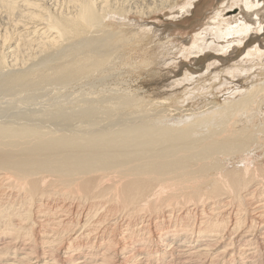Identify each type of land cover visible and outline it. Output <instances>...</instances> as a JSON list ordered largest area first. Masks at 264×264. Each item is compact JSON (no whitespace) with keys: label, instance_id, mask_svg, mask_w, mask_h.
Listing matches in <instances>:
<instances>
[{"label":"bare ground","instance_id":"obj_1","mask_svg":"<svg viewBox=\"0 0 264 264\" xmlns=\"http://www.w3.org/2000/svg\"><path fill=\"white\" fill-rule=\"evenodd\" d=\"M45 1L0 0V12L3 10V14L8 17L13 16V21L20 16L21 20H18L22 21L21 24L15 21L18 24L14 25L21 26L16 27V31H20L19 28L24 31L18 35L16 46L8 45L13 57L19 58V54L23 51V54L25 51L28 53L31 49L42 53L56 51L62 41L72 43L78 51L70 54L74 58L70 63L67 61L62 66L56 61L60 67L53 66L54 70L50 73L42 72L46 80L55 76L60 80L57 82L62 84V80L65 83L77 75L94 73L101 64L110 62L101 53L110 56L125 41L119 34L104 27L107 20L116 18L117 21H125L130 14L146 17L165 9L192 8L198 0H66L67 9L58 7L57 11L47 9ZM255 2L258 3L246 0V10L256 7ZM14 15L17 17L14 18ZM245 19L223 21V15H217L213 18V25L199 34L192 47L188 48L190 50L183 51L186 58L211 52L225 53L231 50L232 45H244L239 52L243 53L244 59L237 65L234 64L237 59H231L235 66L230 65V68L228 65L229 69L226 70L227 78H238L243 84L235 87L222 107L218 105L219 108L211 107L207 112H197V115L192 113L186 119L170 120L172 113L157 111L154 115L144 106V113L136 125L123 124L119 129L96 133H93L96 130L86 127L93 134H85L88 129L84 134H72L68 129L71 134L65 132L60 135L56 131L47 132L41 128L43 132L28 127L25 122L26 125H22L21 129L10 125L0 127V264H264V186H250L246 177L239 174L244 171L246 175L247 168H227L233 163L241 166L249 155L256 156L259 149H264V125L259 123V118L264 115V52L260 48L262 46L259 47L261 39L252 35L256 34L257 29ZM8 36L6 32L3 43H13ZM235 48L238 53V47ZM84 52H88L87 55L81 56ZM3 56L0 57L3 59ZM4 60L6 62V58ZM15 63L19 65L18 61ZM45 63L47 66L48 62ZM207 71L208 75L213 74L208 68ZM0 72L6 73L7 70ZM205 72L206 82L208 75ZM21 74L14 76L13 85H23L35 75ZM200 75V78H204L203 74ZM214 75L216 83L220 74L216 71ZM184 82L194 86L197 80L193 74V78ZM211 89L205 87L201 92L197 91L198 96L211 98ZM191 92L188 97L193 95ZM124 99L119 107L117 103L116 108L112 107L118 116L124 111L139 112L143 100ZM193 99L197 101V97ZM94 109L93 114L97 113L94 112L96 107ZM87 112L93 116L88 110L84 111L86 115L78 113L77 117L80 115L85 119L89 115ZM93 117L89 118L91 128H95V124L100 121H97L98 117L95 116L96 120ZM203 178H209L210 183H217L214 187L210 184L213 189L208 193L199 192L201 189L197 188L186 194L189 196L183 192L179 197L170 192L162 202L153 200L161 189L165 191L170 189L168 187H184L190 181L195 183ZM224 182L225 187H222ZM54 188L59 190L54 191ZM205 195L206 199L207 196L215 198L201 204L200 198ZM222 195L227 198L220 199ZM110 198L115 201L111 209L103 202ZM189 199L192 203H198L190 206L186 202ZM188 245L191 247L184 253L182 250ZM205 256H212L214 260L201 261Z\"/></svg>","mask_w":264,"mask_h":264},{"label":"rangeland","instance_id":"obj_2","mask_svg":"<svg viewBox=\"0 0 264 264\" xmlns=\"http://www.w3.org/2000/svg\"><path fill=\"white\" fill-rule=\"evenodd\" d=\"M185 1L188 2L189 0H185ZM254 1H258V3L255 2V3H257V4H255L256 7L257 6L258 7L257 8L254 7L252 10H249V9L246 10V7H247L245 4L246 0L244 2H243V0H239V1L238 0H198L194 3L195 6H193L192 8H186V9H181V10H179V9H174V10L165 9L162 11H156V13L153 16H146V17L138 15L137 13L136 14H130L129 18H127L128 21L126 19H125V21H120V20L117 21V20H115L116 18L109 19V20H107V22H105L106 25L104 24V27L114 34H119L121 37H123L125 39V41H122L123 43L119 44L118 48L113 51V53L110 55L111 57L106 55L107 53L103 54V55L101 53V56L107 58V61L110 60V62H107V64L106 63L101 64V67L98 68V70H95L94 73L92 72V74H91V72L86 73L87 75L85 73L80 74V76L79 75L75 76L76 78L72 77L73 79L71 78L68 81L66 80L65 83L62 80L61 81L62 84L60 82H57L60 80L57 79L54 75H52V76H54L52 78L53 79L55 78L54 79L55 81L52 80V78L46 80L45 78H43L42 72L43 73H46V72L50 73V71L54 70L53 66L60 67L62 65V63H65V64H67L68 62L70 63L71 59H74L73 57H70L72 55L71 53H73L77 49H75V47L72 46L71 42L64 41V43H63V41H62L59 44L60 45L59 49H61V50L58 49L56 51H46L43 53L38 51L40 53L39 54L37 52V50L31 49L30 50L31 56H29L30 51L28 50V53H27V51H25L28 55L26 53L23 54V52H24L23 51L21 54H19L21 57H19V58H18V56L13 57V55H11V53L9 52V51H11L10 50L11 48L9 46L15 47L16 42H18V37H19L18 35H22L20 33L24 32V31H22L23 29L21 30V28H19L21 32L18 29L16 31L17 26H14V25L18 24L15 21L19 22V24H21L22 21H20L21 20V18L19 16L20 14L19 15L15 14V15L19 16V18H16L13 21V20H11L13 16L8 17L7 14H3L5 12H2L3 11L2 10L0 12V26H1V28H0V30H1V32H0V35H1L0 36V38H1L0 39V44H1L0 45V53H2V54H0V56L2 57L5 54L7 56L6 55L3 56L4 57L3 59L0 57V61H1L0 64H2L0 66V70L3 72L7 70V72L6 73L0 72V74H1L0 75V89L2 86V89H1L2 91L0 90L1 91L0 92V127H5L6 125H8V126L10 125V127L13 126L15 129H19V128L21 129V127H23L27 124L28 127H31L33 129H39L40 130L42 128L44 131H47V132L56 131L57 133H59V134L61 133L62 135L66 134V133L71 134V132H72V134H73V132H74V134L79 133V132L84 134L87 131L86 129H88L86 127H90V129L92 131L96 130L95 132L93 131V133H96L100 130H102L104 132V131H110L111 129L112 130L119 129L121 126H124L123 124H125L127 126H128V124L131 126L136 125L138 123L139 117L141 119V117H142L141 114L144 113V110H145L144 106L148 107V109H150V113H152L154 115H155V113H158V112L161 113L164 111L168 114L172 113L170 116V120L174 119V118L177 120L180 118L186 119V118H189V115L192 116V115H197L200 112L201 113L207 112L209 110V108H211V107H212V109L222 107L224 105L225 100L230 97L231 92L234 89H236L235 87H239L241 84H243V83H241V81L238 80V78H237V80H236V78H233V79L230 78V76L227 78L228 74L226 76V73H227L226 70L229 69L230 65L235 66L240 61H242V59H244V58H242L243 53H241V54L239 53L241 50H243L244 45H241V46L240 45H236V46L232 45L234 48L236 47L235 49H237V47H238V49H237L238 53L236 50H234L233 47H231L230 49L233 52L231 50H227V52L225 51V53H215L214 54L211 52V54L205 53L203 55L202 54L195 55V56L189 55L185 58L183 51H185V49L187 50L188 48H191L192 44L195 42V40L198 39L201 34H203L202 32L207 30L209 28V26L213 25V18H215L217 15L221 14V15H223V21H232V20L233 21H235V20L239 21V20L245 19V17H246L245 20H247L250 24L251 23L254 24V27H255V29H257V32H256V34L254 33L252 35H254V36L257 35V37H259L261 39L260 40L258 38L260 40V41L258 40L259 41V47L262 46L260 48H261V50H263L262 52H264V48H263V46H264V43H263L264 42V29H262V28H264L263 27L264 26V0H254ZM45 2H46V3H44L45 6L48 7L47 9H50L51 11H54V10L57 11V9H59L58 7H60V9H62V8L67 9L66 0H60V2H59V0H55V1L46 0ZM56 3H57V6H56ZM51 4H52V6H51ZM58 4H59V6H58ZM49 5L51 6V8L49 7ZM180 5H182V4L180 3ZM242 9H244V10H242ZM254 12H255V14H254ZM17 13H19V12H17ZM65 13H70V12L66 11ZM243 13L245 14V16H243ZM6 15L9 18V20L6 17ZM15 15H14V18L17 17ZM240 15H242V16H240ZM2 19H3V21L4 20L5 21L3 22ZM18 19H20V20H18ZM9 21L11 24L9 23ZM22 25H23V23H22ZM260 26H262V27H260ZM18 27H21V26H18ZM32 27H30V28H32ZM6 30H8V31H6ZM12 31H14V32H12ZM141 31H143V33ZM6 32H7V35L9 34V36H10V37L8 36V38H10L13 41V43H10V44H7L6 42L3 43V41L5 40ZM206 36H209V34H206ZM10 39H8V41H11ZM68 43H71V44H68ZM5 44H7V46ZM65 44L67 47L65 46ZM261 44H263V45H261ZM72 47H73V50H72ZM68 48H69V50H67ZM70 48H71V50H70ZM6 50H7V52H6ZM62 50H63V52H62ZM189 50L190 49H188V51ZM58 51L59 52L61 51V52L59 53ZM92 51L93 50H90L89 52H92ZM86 53H88V52H86ZM86 53L85 52H84V54L82 53L83 55H81V56L87 55ZM178 53H182V54L179 55ZM66 54L69 56L70 59L67 57ZM226 54H227V56H226ZM31 57H32V59H31ZM209 57H210V60H208ZM211 57L212 58L214 57V58L212 59ZM5 58H6V62L4 60ZM24 58L25 59L28 58V59L25 60ZM40 58H41V60H40ZM222 59L223 60L226 59V60L223 61ZM231 59L233 61L235 59H237V60H235L236 62L234 61L235 65L233 64ZM46 60H48V61H46ZM53 60H55V61H53ZM16 61H18V64H19V65H17V63H15L17 66L14 64V62H16ZM21 61H22V63L24 62L23 63L24 65L21 63ZM45 62H48L47 66L45 65L46 64ZM55 62L58 64L61 63V65L58 66V64H56ZM3 63H5V65ZM6 64H8V66ZM10 64H11V66L14 64L15 66L14 65L13 66L16 69H14L12 66V69H14V70H12L11 66H9ZM65 64H63V65H65ZM44 65H45V67H44ZM102 65H104V66H102ZM224 65H226V68ZM2 66L4 68H1ZM23 66H24V68H23ZM17 67H18V69H17ZM34 67H36V68H34ZM48 67H50V68H48ZM57 67H55V68H57ZM231 67L232 66H230V68ZM45 68H46V70H45ZM207 68L210 72L212 71L213 74L208 75L209 72L207 71ZM221 68H224V69H221ZM27 69H28V71H27ZM40 70H42V71H40ZM25 71H27V72H25ZM216 71H217V73L220 74V79L217 80L216 83H214L215 80H213V79H214V76H215L214 74L216 73ZM204 72H205V74L208 75V77H207L208 80L206 82H205L206 77L204 75ZM21 73L24 75L27 73L25 76H28V74H29V76H30V74L31 75L35 74V75L32 79H28V81H26L23 84L24 87H23V85H18V86L13 85L15 83L14 82L15 79H13V78L20 76ZM52 73L53 72H51V74ZM224 73H225V75H224ZM22 74H21V76H23ZM37 74L39 77H37ZM193 74H194V77H196L197 86H196V84H193L194 86H192V84H187L184 82L186 79L193 78ZM200 74H203L205 79L200 78L199 77V76H201ZM82 75L84 76V78ZM14 76H16V77H14ZM40 77L42 78V80H40ZM77 77H78V79H77ZM34 78H36V79H34ZM74 78L76 79V81ZM8 80L11 82H9ZM36 80L37 81L39 80V81L37 82ZM34 81H35V83H34ZM48 81L50 82V84H53V85H50L48 83ZM51 81H53V82L51 83ZM12 82H13V84H12ZM28 82L30 84L33 83V84H31L32 86H30L31 89H30V87H28L30 85ZM43 83H44V85H43ZM58 83H59V85H58ZM199 83H201V84H199ZM211 83H213V85ZM4 85H5V89H3ZM48 85H50V86H48ZM55 85H57V86H55ZM171 85H172V87H171ZM206 85H208L210 87V89L213 87L211 89V91H212V95L210 96L211 98H209V96L200 98L198 96V93L202 91L201 89H203L205 87L209 88ZM237 85H239V86H237ZM9 86H10V88H9ZM14 86L17 88H15ZM41 86H43V87H41ZM201 86H202V88H201ZM187 87H188V89H187ZM193 87H195V88H193ZM198 87H199V89L200 88L201 89L199 90ZM14 88L17 89V91ZM18 88H20V89H18ZM190 88H192V89L190 90ZM21 90H24V91H21ZM163 91L164 92L166 91V92L164 93ZM171 91L174 92L176 95L174 93H172ZM197 91H199V92H197ZM13 92H16V93H13ZM26 92H27V94H26ZM180 92L184 93V95L181 94ZM190 92L193 95L188 97L190 95V94L188 95V93H190ZM204 92H206V90H204ZM22 93H23V95H22ZM194 93L197 94V96ZM177 94H178V96H177ZM13 95H15V96H13ZM163 95H164V97H163ZM173 95H175V96H173ZM194 96L197 97V101L194 100L195 98L193 99ZM173 97L175 98V100ZM190 98H191V100H190ZM123 99L124 100L129 99V100H134V101L137 99L143 100V104H142L143 108L139 107V110H138L139 112H137L139 114L132 113V111L131 112L130 111H124V112H121V115H119L120 116L119 117L116 114V112H114L116 109H113L112 107L116 108L117 105H118L117 107H119L120 102H122ZM114 100L117 102H115ZM188 100H190V101H188ZM118 101H119V103H118ZM115 103H117V105H115ZM106 105H107V107H106ZM151 105L153 107H151ZM218 105H219V107H218ZM99 106L100 107L104 106L106 109L105 108L100 109ZM95 107H96V111H94V112H97L95 114H98L99 116L93 114V112H92V109L95 110L94 109ZM97 109L98 110L100 109V110L97 111ZM177 109L179 111H177ZM88 110L92 112L93 116L95 115L96 117L100 118V119L97 118V121L100 120L99 123H97L98 126L96 124H95V126L93 125L95 128H91L92 124H90V120H89V118L91 119V117H93L91 115V113L87 112V113H89V115H87L88 118H86L87 116L84 117L85 119H87V122L85 119H83V117H81L83 115H86V114H84V111H88ZM181 110H182V112H181ZM106 112H109V113H106ZM197 112H199V113H197ZM64 113H67V114L65 115ZM78 113L79 114L82 113L81 116L79 115L77 117ZM175 113H177L178 115ZM42 114H44V115L42 116ZM56 114H58V116ZM102 114H103L104 118L102 117ZM114 114H116V115L114 116ZM147 114H149V113H147ZM185 114H187V115H185ZM46 115L48 117H46ZM38 117H40V118H38ZM43 117H45V119ZM76 117L78 120L76 119ZM96 117L94 118V120H96ZM132 117L134 118V120ZM46 118H48L49 124L51 123L53 125L52 127H50L51 124L50 125L47 124L48 120ZM70 118H72V119H70ZM81 118H82V120H81ZM110 118H111V120H110ZM50 119H51V121H50ZM114 119H117V120H114ZM259 119H260L259 123L260 124L263 123L261 125H264V120H262V119H264V115H262ZM74 120H77V121H74ZM88 120H89V122H88ZM61 121L64 123H62ZM44 123H45V125H43ZM112 123L114 125H112ZM77 125L80 127H78ZM43 126L45 129L43 128ZM110 126H112V128ZM109 127H110V129H109ZM46 128H48V129H46ZM55 128H57V129H55ZM72 128H74L75 130L73 131ZM42 129L40 131H43ZM68 129H70V131H71L70 133H69ZM81 129L83 132L81 131ZM90 129H88L89 131H87L85 134L92 133V131ZM263 150L264 149H259V153L256 156L255 155L254 156L249 155L250 157L248 156L247 160L241 166L240 165L237 166L235 163H233V164H229L227 166V168L229 170L238 169V167L240 170H245V168H247L246 169L247 170L246 171L247 176L245 175V173L243 174L244 171H241L239 173L240 175L246 177V179H245V177L243 179L247 180V182H249L250 186H252V187L264 186V179H261V177L264 175V170L262 168V167H264V155H263L264 151ZM257 158H259V159H257ZM241 167H243V168L241 169ZM260 168H262V169H260ZM257 172L263 173V175L257 174ZM253 176L255 177L254 179H253ZM256 176H257V178H256ZM251 180H254V182H252ZM255 180L256 181L258 180L257 183L259 182L260 184H257ZM203 182L204 183L208 182V184L204 185ZM188 183L189 184L191 183V184L189 185ZM188 183L185 184L186 186L184 185V187H182L183 185L173 187V189H171L172 187H168L170 189H166L165 191L164 190L162 191V189H161L160 192H158L156 194V196L154 197L153 200L154 201L158 200L159 202H162L163 199L167 198V196H165V195H168L170 192H174L175 195H178V196L184 192L183 194H185V196H189L186 194L194 192L195 189H197V188L201 189L199 192L202 191L205 194V193L210 192V190L213 189V187H214L213 185L217 184V183H210L209 178H203L202 180L200 179V180L196 181L195 183L194 182L192 183V181H190ZM253 183H255V184H253ZM201 184H202V186H201ZM225 184L226 183L224 182L222 187H225ZM189 186H191V187H189ZM186 187H188V188H186ZM192 187H193V189H192ZM57 189L54 188V191H57ZM179 189L182 191H180ZM190 189H191V191H190ZM161 196L163 198H161ZM203 197H204V199H203ZM207 198L208 199H206V195L202 196L200 198V200H201L200 203L204 204V203L211 202V200H213L215 197L207 196ZM226 198L227 197L224 195L220 196V199H226ZM105 201L110 203V204L108 205V203H106ZM229 201H231V200L229 199ZM103 202H104L105 206L107 205V207L108 208L110 207V209L114 208V206H115V205H112V203H115V201L112 200L111 198L109 199V201H108V199H106V200H103ZM186 202H189L188 205H190V206L198 203L197 201H193V203H192V200L190 201V199L186 200ZM188 247L190 248L191 246H189V245L186 246L185 248H183L182 251L184 253L185 252L187 253L189 250ZM258 256L256 258H258ZM209 257L210 256H207V258H206V256H205V259H204V257H202L201 261L205 260L207 262H211V260L212 261L214 260V257L211 256L210 257L211 259ZM209 259H210V261H209Z\"/></svg>","mask_w":264,"mask_h":264}]
</instances>
